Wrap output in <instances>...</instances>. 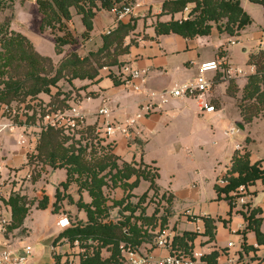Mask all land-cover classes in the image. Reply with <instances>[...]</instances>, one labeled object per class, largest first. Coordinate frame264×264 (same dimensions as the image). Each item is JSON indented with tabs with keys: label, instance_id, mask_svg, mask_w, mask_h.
Masks as SVG:
<instances>
[{
	"label": "crops",
	"instance_id": "crops-1",
	"mask_svg": "<svg viewBox=\"0 0 264 264\" xmlns=\"http://www.w3.org/2000/svg\"><path fill=\"white\" fill-rule=\"evenodd\" d=\"M28 1L39 12L38 30L33 31L35 34L30 32L29 23L31 20L26 11L25 14H22L25 20L23 30L32 38L39 52L55 57L56 61L66 56L71 50L78 51L79 48H82L85 51L97 48L102 43L103 34L115 23V12L112 9L98 8L93 17V29L90 36L84 38L81 36L85 29L82 16L77 13L75 8H72L73 16L68 21V25L71 26L77 39L83 41H79V44L76 42L66 44L63 52L57 53L55 35L50 29H41L42 14L39 11L37 0ZM164 1L142 0L137 14L123 21L132 20L136 26L126 39L129 50L120 55L122 63L101 70L94 79L74 78L71 80L74 85L82 87L79 89L80 97L72 96L68 101L71 105H77L79 111L84 115L85 122L96 124L98 130L102 126V117L98 114L100 107L107 106L110 109L109 120L124 121L131 115L142 112L143 104L148 101L152 92L169 89L178 82L193 79L198 75L200 63L203 61L226 58L227 65L222 70L207 73V76L213 80L212 88L207 95L210 103L215 106L213 111H201L196 99L171 97L168 102L140 117L135 126L131 128V133H119L114 138L107 139L113 142L112 151L118 156L119 164L144 162L149 167H155L160 176L158 162H161V158L167 160L166 162L162 161V165L168 164L169 168L172 167L176 170L181 159L180 150H183L187 157L199 155L198 143L203 141L205 134L204 126L197 124L196 119H200V115L206 114L210 119L211 129L218 130L228 138L233 137L238 140L239 135H243L241 144L237 143L240 147L235 145L234 155L227 156L230 161L226 169L217 168L219 158L216 155L210 164L213 166L215 161L216 163L210 170L196 166L199 167L198 169L191 165L189 171L188 163L181 160L183 169L181 177H175L173 174L165 180L160 179L159 176L156 178L161 193L172 198V212L169 215V220L175 226L172 229L175 233L172 248L157 246L155 240L154 242H143L139 248L156 259L170 253H185L182 248H176L174 240L177 234L191 231L196 233L195 239L191 241V253L193 254L194 251L203 252L201 259H197L203 264L208 262L203 257L209 256L214 251L220 253L219 264H264V241L259 240L254 229L247 228L249 223L247 215L252 209L260 208L261 211L257 216L262 217L260 229L264 234V179L260 178L244 185L243 189L239 185L229 192H219L218 190V187L226 185L227 182L221 183L220 180L228 181L227 176L231 173L235 156L248 151L250 162H258L260 167L264 168V134L260 125L264 116L256 118L253 122H241L243 116L234 96L235 88H239L237 93L243 91L249 76L255 73L250 57L263 44L251 51L247 50V46L243 47V51L250 54L244 65L234 61L233 51L229 50L230 44H236L232 38L235 34L220 31L218 26L212 27L209 34L188 37L173 31L158 33V21L172 20L184 14V11L174 14L163 13ZM259 3L264 7L263 3ZM241 5L251 16V12L243 0H241ZM74 20L77 22L76 25ZM260 35L262 36L263 33ZM72 47L77 48L73 49ZM124 64L149 70L147 81L140 92L133 91L124 80L126 74L121 73ZM226 106L233 111L225 110ZM224 116L231 119V124L234 123L233 126L243 124L245 127H241L239 134L229 136L226 130L218 127V122ZM191 117L193 118L190 120ZM33 127L37 129L38 126L22 123L12 132L0 133L1 213L11 221L12 207L6 202V199L13 191L25 194L34 201L23 223L25 231L22 232L21 228H15L7 234L0 229V248L7 245L21 248L25 243L32 244L34 249L29 264H59L68 258L79 260L82 255L79 253L78 247L71 243L67 236L60 237L55 242L56 237L63 230V228L58 229L60 226L57 221L61 215H68V210L77 212L79 220L86 221L87 212L79 207L77 209L75 206L77 204L68 201V197L59 202L57 211L54 210L58 188L70 194L72 187L78 189L79 187L74 182L67 189L63 187L62 183L68 177L65 167L51 168L46 165L40 176L32 178L33 166L28 157L31 151L36 153L38 151L37 146H34L30 139L32 137L30 129ZM214 145H217V140L214 141ZM217 152L220 150H216ZM194 168L195 170L191 171ZM56 170H61L64 173L60 176L57 185L51 187L50 178ZM189 179H193L194 183L190 184ZM198 179H202L201 186L197 184ZM150 184L149 180L141 178L132 192L140 190L141 185L149 192L152 189ZM86 191L88 192V190ZM45 196L48 198L47 206L39 207V203L45 199ZM78 199L74 198L75 201ZM84 200L90 201V194L89 199L84 198ZM69 217L72 222L78 221L72 216ZM231 242H233L232 245H230ZM105 250L110 255V251ZM193 258L195 259L194 256ZM197 263L200 264V262Z\"/></svg>",
	"mask_w": 264,
	"mask_h": 264
},
{
	"label": "trees",
	"instance_id": "trees-1",
	"mask_svg": "<svg viewBox=\"0 0 264 264\" xmlns=\"http://www.w3.org/2000/svg\"><path fill=\"white\" fill-rule=\"evenodd\" d=\"M9 0H0V9L10 6ZM119 0H37L39 11L42 14L41 28H50L58 32L55 36L56 51L61 52L63 46L77 41V36L69 29L68 21L73 14L71 9L75 8L81 14L85 25L81 36L87 38L93 29V17L96 9L104 7L111 9ZM264 4V0H255ZM194 4L190 13L198 12L195 17L185 20L158 21L157 32H177L184 36H194L198 34H209L213 22H221L226 19L223 25L219 23L220 31H227L237 34L246 25L252 22V18L241 5V0H165L163 3V13H176L185 10ZM136 23L132 20L128 22L120 21L105 32L102 36V43L90 49L88 53L81 56L77 51L70 52L64 57L59 66H55L53 59L49 55L38 52L27 36L17 33L14 36L8 33H0V101L12 102L34 99L40 93L50 95L49 102L57 103L58 107H66L72 98L71 93L59 87V81L65 76L68 79L97 77L101 70L116 64H121L120 55L129 50L126 43L127 37L135 29ZM0 30L1 26H0ZM109 58L108 60H105ZM250 61L257 67V72L249 76V80L244 87V98H257L261 106L264 107V49L260 48L252 54ZM4 73L8 74L4 76ZM56 88L54 91L53 88ZM67 92V93H65ZM243 111V109H242ZM252 114L245 115L246 122L253 119ZM97 130L96 124H87L86 133L93 134ZM68 137L63 134V130L55 125L48 124L43 127L39 143L37 145V158L44 163L52 165L54 168L65 167L68 177L63 182V187L67 189L74 182L80 190H88L91 200L85 201L81 196L74 200L72 195L57 189V200L54 203V210L59 208V202L68 197L71 202H75L80 209L87 212V220L73 221L72 225L64 228L56 237L55 242L63 236H67L71 243L78 239L83 246L93 249V253L82 255L80 264H123L124 257L121 253V243L125 242L132 247H139L143 242H154L159 231L167 228L164 218H157L155 214L146 215L144 209L139 215H135L140 204L146 198V193L139 197L136 204L130 201L132 190L136 187L141 178L151 182L150 187L159 189L156 178L158 172L151 171V167L144 162H123L119 164L118 156L112 151L94 161L84 158L85 151L70 149L65 147L64 141ZM231 173L227 176L226 185L220 191L229 192L239 185H247L257 179H264V168L259 163H251L249 153L235 156ZM32 162L31 160L29 161ZM155 172V173H152ZM111 180L112 187L121 186L125 194L122 198L109 204V197L105 192ZM47 197L39 203V207L47 206ZM6 202L12 207V219L7 227V234L15 228L25 231L23 223L34 201L25 194L13 191ZM116 206H123L120 212L121 217L116 221L111 218V211ZM129 211L128 215L125 213ZM260 208H254L247 215L249 223L247 228L254 229L260 241H264V234L260 226L262 217L257 216ZM133 219V220H132ZM140 220L139 223L134 221ZM159 219V220H158ZM152 224V235L148 227L143 225ZM148 226V225H147ZM144 228V229H143ZM196 237L195 232L184 231L177 234L174 240L176 248L183 250L185 254H192V243ZM89 241L93 244L90 245ZM110 251L108 257L102 256V250ZM220 253L212 252L209 256L203 257L207 264H219ZM121 258V261H119Z\"/></svg>",
	"mask_w": 264,
	"mask_h": 264
},
{
	"label": "rangeland",
	"instance_id": "rangeland-1",
	"mask_svg": "<svg viewBox=\"0 0 264 264\" xmlns=\"http://www.w3.org/2000/svg\"><path fill=\"white\" fill-rule=\"evenodd\" d=\"M249 11L251 12V17H252V23L250 25H247L244 27L240 33L235 34L232 36V38L236 41V44L229 45V50L233 51V60L236 61L237 63H242L245 65L246 61L249 59V53L247 51H243V47L247 46V50L251 51L260 44H264V7L262 4L259 2H256L254 0H243ZM8 3H10L9 7L2 8L0 9V26L1 29L0 33H8L10 36H14L17 33L24 34L25 36L28 37V39L31 41V43L34 45L35 49L38 51L36 48L33 40L31 37H29L23 30V26L25 23L24 20V15L25 11L28 15V17L31 20L30 27H31V33L35 34L33 31L38 30L37 27V19L39 12L37 9L34 8L33 4H30L28 0H9ZM17 3V4H16ZM16 4V6H15ZM194 4H191L187 9L183 10L184 14L177 17L173 18L174 20H185V19H190L195 17V15L198 14L196 13H190L191 9L193 8ZM27 19V18H26ZM226 19H222L221 25L224 24ZM74 24L76 25L77 22L74 20ZM212 27L218 26L219 23L213 22ZM74 24H72L74 26ZM42 29V28H41ZM50 29V28H47ZM69 29L74 33V31L71 29V26L69 25ZM219 29V28H218ZM43 30V29H42ZM51 30V29H50ZM51 32L56 36L58 32L51 30ZM263 33L261 36L260 34ZM75 34V33H74ZM76 35V34H75ZM79 41H83L82 39L76 41L77 44H79ZM75 43V42H73ZM65 45L63 46V50ZM228 47V46H227ZM73 48V47H72ZM75 49L77 47H74ZM73 48V49H74ZM1 49V45H0ZM77 52L81 54V56H84L88 53V49L83 51L82 48H79ZM75 50H71L68 52H73ZM39 52V51H38ZM57 52V53H61ZM41 53V52H40ZM42 54V53H41ZM67 54V55H68ZM45 55V54H43ZM52 57V56H51ZM66 57V56H64ZM62 57L60 60L55 59V57H52L53 62L55 66H59L60 61L64 58ZM109 58H106L105 60H108ZM257 67L255 68V73L257 72ZM4 73V76L8 75ZM126 78V77H125ZM110 78L108 77V80ZM125 80V79H124ZM59 87L62 88L63 90L71 93V95L74 97L79 98L80 97V92L79 89L82 86H76L73 84V82L67 78V76L64 77L63 80L59 81ZM239 88H235L234 90V96L237 100V105L240 108V112L242 114V120L241 122L245 123V115H254L253 119L249 122H253L256 118H261V116H264V107L261 106V104L257 100V96L255 98H250V100H246L244 98V90L238 92ZM53 90L55 91L56 88L54 87ZM65 92V93H67ZM42 94V96H40ZM37 95L34 99H30V96L27 98V100H21V101H12L10 103L13 104V109L14 111V120L17 124H28V125H37V129L35 127L30 129V137L31 141L34 143V146L38 145L39 139H40V134L44 126L48 125V122L51 120L52 116L55 117V122L57 127L62 128L63 134H65L66 137H68L67 140L64 141L65 147H69L70 149H79L80 147L85 151V156L84 158L87 159L88 161H94L96 159H99L101 157H104L106 155H110V151L112 149V141L109 139L104 138L98 130H96L93 134L86 133V126L87 123L85 121H73L74 116L72 115L73 112L71 110L72 105L69 102H63L62 104L66 103L69 106L66 107H58L57 103H51L47 101L50 99V95L45 93H40ZM76 98V99H77ZM3 102V101H2ZM74 106V105H73ZM243 109V111H242ZM225 110L227 111H233L228 106L225 107ZM47 115H50L51 118H48ZM200 119L197 120V124L203 125L205 128V134L203 135V141L198 143V154H195L194 157H187L186 153L183 150L179 151L180 154V161L178 162L177 169L174 170L172 167L169 168L167 165H162V161H167L164 158H161V162L159 161L158 164L160 166V176L158 173V176L160 179L165 180V178L169 176L175 175V177L180 176L181 173H183L182 169V161H185V163H188L189 171H190V166L192 165L195 168L199 167L202 169H212V167L215 165L216 161L214 162L213 166H211V162L214 161V157L217 155V158H219V162L217 163V168L218 169H226L227 164L229 163V159L227 158L228 155H234L236 152V147L235 145L237 143H240L243 141V135H239L238 140H235L233 137H226L224 136L221 132L218 130H213L211 129L210 126V119L206 114L200 115ZM193 117L190 118V120ZM75 122V124H73ZM246 122V123H249ZM234 123L231 124V119L228 116H224L220 119L218 122V127L222 130H227L230 127L233 126ZM261 129L263 130L264 134V119L260 121ZM217 140V145H214V141ZM219 147H222L221 149H218ZM216 150H220V152L216 153ZM37 153L35 151H31L29 154V161L31 160L32 166H33V173H32V178L36 177L37 175H41L42 172L45 170V166L48 165L51 168L53 167L49 163L46 164L44 161L39 158H37ZM191 160V161H190ZM121 164V163H120ZM187 165V164H185ZM199 166V167H196ZM54 168V167H53ZM195 168L191 171H194ZM151 171H155V167H151ZM152 172V173H155ZM61 170H56L55 172L52 173V176L50 178V185L51 187H54L57 185V182L60 178V176L63 174ZM190 173V172H189ZM188 175L192 177V175ZM185 175V174H184ZM183 175V176H184ZM38 176V177H39ZM157 176V177H158ZM179 178V177H178ZM188 181L190 184H193L194 181L193 179H189ZM198 186L202 185V179H198ZM207 182H209V179H207ZM146 183V182H145ZM148 185V184H144ZM141 189L132 192L133 195L130 197V201L132 203L136 204L139 200V196H141L144 192L146 193V198L142 203L140 204L137 212L135 215H139L141 210L144 209V213L146 215H153L155 214L157 218H164L165 224L163 227H167L169 229H174L175 226L171 221L169 220V215H171L172 212V198L171 196H168L167 194H162L159 189H154L152 188L149 192H147L146 188H144L142 185L140 187ZM105 192L107 196L109 197L108 203L113 205V202L117 199L122 198V196L125 194L124 189L122 188H117L115 189L112 187L111 180L108 183V186L105 187ZM69 193V192H68ZM73 198L78 199L80 196H82L85 199H89V194L86 190H80L77 187H72V192L70 193ZM69 201V198H68ZM73 204V203H71ZM76 208L78 209V206L75 205ZM121 209H123V206H116L112 209L111 211V218L113 221H116L118 217L123 216ZM69 211V216H72L74 219L79 220V214L77 212H71ZM127 215L130 213L129 211L125 212ZM148 213V214H147ZM133 220V219H132ZM141 220V219H140ZM139 220V221H140ZM159 220V219H158ZM134 221L138 222V220ZM148 225V226H147ZM143 227H148V231L152 235H156L151 231L152 224H146L143 225ZM143 228V229H144ZM61 230L62 228H58ZM157 232L159 231V227L157 228ZM103 254L102 256L108 257L109 253L105 249L102 250ZM122 253V251H121ZM123 255V254H122ZM124 257V256H123ZM125 259V258H124ZM74 264H80L81 259L76 260ZM121 261V258L120 260ZM65 264H70L69 262H65ZM112 264H118V263H112Z\"/></svg>",
	"mask_w": 264,
	"mask_h": 264
},
{
	"label": "built area",
	"instance_id": "built-area-1",
	"mask_svg": "<svg viewBox=\"0 0 264 264\" xmlns=\"http://www.w3.org/2000/svg\"><path fill=\"white\" fill-rule=\"evenodd\" d=\"M141 5L142 0H119L116 2L111 8L115 12V23L112 26L137 14L136 12ZM261 48L264 49V44ZM226 65V58L211 59L201 62L200 71L196 77L178 82L169 89L152 92L148 101L143 104L142 112L131 115L124 121L109 120L108 116L111 114L110 109L107 106L100 107L98 114L102 117V126L98 129V132L106 139L114 138L119 133L129 134L131 133V128L135 126L140 117L152 111L154 108H157L159 105L168 102L171 97L193 98L199 102L201 111H213L215 106L210 103L207 97L212 88L213 80L207 76V73L210 71L222 70ZM252 65L253 68H256L255 64ZM107 68L108 67H105L104 69ZM121 73L126 74L125 81L130 88L133 91L140 92L147 81L149 70L135 68L131 64H124L121 68ZM71 110L74 116L73 121H85L84 115L79 111L77 105H72ZM14 111L12 103L0 101V133L4 131L12 132L19 126L14 120ZM53 116L51 118L50 115H47L48 118H51L48 124L56 125L55 117ZM73 124H75V122ZM226 133L229 136L237 135L240 133V128L234 125L227 129ZM237 147H240V145L237 144ZM220 182H227V180L221 179ZM240 188L243 189L244 185H240ZM9 224L10 220L3 216L0 211V229L6 232ZM57 224L64 229L72 225V220L67 214H63L59 217ZM174 235L175 233L169 228L159 230V234L155 239L156 245L172 248ZM73 244L78 247L81 255L93 253L92 247L88 248L87 246H83L78 239H76ZM89 244L92 245L93 242L89 241ZM232 244L233 242L230 243V245ZM121 248L125 258L123 264H198L197 262L203 264L201 261H197V259L200 260L203 256V252L200 251H194L192 255L185 253H170L165 257L156 259L152 255L143 252L139 247H132L125 242L121 243ZM33 249L34 246L30 243L23 244L21 248H16L13 245L0 248V264H29L33 255ZM65 262L74 264L77 261L74 258H68L59 264H65Z\"/></svg>",
	"mask_w": 264,
	"mask_h": 264
},
{
	"label": "water",
	"instance_id": "water-1",
	"mask_svg": "<svg viewBox=\"0 0 264 264\" xmlns=\"http://www.w3.org/2000/svg\"><path fill=\"white\" fill-rule=\"evenodd\" d=\"M238 127L240 128L241 131V127L244 128L245 126L243 124H240V126L238 125Z\"/></svg>",
	"mask_w": 264,
	"mask_h": 264
}]
</instances>
